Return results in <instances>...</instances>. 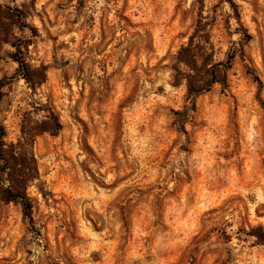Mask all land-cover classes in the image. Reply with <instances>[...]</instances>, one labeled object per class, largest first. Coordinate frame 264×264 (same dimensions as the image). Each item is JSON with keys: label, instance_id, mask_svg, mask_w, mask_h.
I'll use <instances>...</instances> for the list:
<instances>
[{"label": "rangeland", "instance_id": "obj_1", "mask_svg": "<svg viewBox=\"0 0 264 264\" xmlns=\"http://www.w3.org/2000/svg\"><path fill=\"white\" fill-rule=\"evenodd\" d=\"M11 5L28 13L36 33H15L48 77L31 90L3 47L6 141L44 104L63 129L35 141L34 224L0 199V264H264V245L240 233L264 228V0ZM200 16L216 61L246 44L181 132L186 86L172 67Z\"/></svg>", "mask_w": 264, "mask_h": 264}, {"label": "trees", "instance_id": "obj_2", "mask_svg": "<svg viewBox=\"0 0 264 264\" xmlns=\"http://www.w3.org/2000/svg\"><path fill=\"white\" fill-rule=\"evenodd\" d=\"M7 1L0 0V52L5 45L13 48L10 58L18 65L16 77L23 79L28 87L35 91L46 83L48 67L36 66L31 62V40L20 39L15 30L28 29L32 34H35L36 30L27 23L28 13L11 5L14 0ZM208 28L209 25L200 16L193 34L178 52L172 67L174 84L179 86L184 83L186 86L187 105L183 111L174 113L175 124L181 132H185V125L191 113L196 111V102L200 96L211 91L215 85H220L223 89L228 87L233 61L238 54L243 56L244 53L246 43L241 45L239 51L229 53L226 60L216 61V49ZM245 37L251 38L249 35ZM249 70L251 72V69ZM254 79L261 87L260 79L256 76ZM4 86L5 82H1L0 101L3 96L1 89ZM34 114L37 117H34ZM62 129L59 115L49 104L34 107L33 111L25 114L16 142L7 143L6 129L0 124V199L6 203L19 204L24 218L31 225L34 224V204L28 189L39 179L38 162L33 151L35 141L43 134L56 136ZM240 233L245 234L246 238H252L256 245H264L263 227H253L247 233L241 230Z\"/></svg>", "mask_w": 264, "mask_h": 264}]
</instances>
